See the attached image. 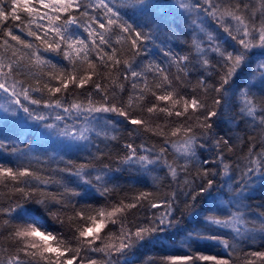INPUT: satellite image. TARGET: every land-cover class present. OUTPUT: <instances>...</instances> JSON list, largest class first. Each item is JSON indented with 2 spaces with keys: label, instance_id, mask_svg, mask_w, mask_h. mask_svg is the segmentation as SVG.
Returning a JSON list of instances; mask_svg holds the SVG:
<instances>
[{
  "label": "snow or ice",
  "instance_id": "snow-or-ice-1",
  "mask_svg": "<svg viewBox=\"0 0 264 264\" xmlns=\"http://www.w3.org/2000/svg\"><path fill=\"white\" fill-rule=\"evenodd\" d=\"M174 6L190 21L196 60L165 47L166 67L164 61L141 63L155 33L147 22H130L127 16L129 9L150 8L148 0H0V99L4 101L0 107L5 114L0 116V151L9 149L4 125L19 112L34 122L27 126L42 137L60 139L54 154L45 150L32 156L40 145L17 147L18 140L23 144L22 130L12 129L7 154H15V160L11 165L0 160V186H10L6 205L0 202V237L13 250L0 257V264H134L140 249L181 233H186L184 243L192 254L166 256L161 264H232L236 242L254 240L255 233L264 236V212H254L246 203L256 183L264 185V147L257 150L255 138L248 137L247 155L234 178L239 165L225 161L238 137L217 138L215 132L224 112L236 102L240 115L251 120L250 127L264 129V0H174ZM207 20L220 32L209 30ZM221 33L231 43L222 40ZM113 37L116 45H128L129 58H120L124 53L113 45ZM46 53L61 56L67 67L46 59ZM253 55L260 58L252 61ZM171 66L177 69L174 78L169 77ZM246 68L255 82L240 81ZM201 69L216 73L213 83H208L211 76L200 74ZM192 74L199 75L197 87L190 96L181 95L174 82L184 86ZM70 85L85 90L83 98L70 91ZM199 90L205 95H197ZM149 94L154 102L146 100ZM153 137L161 143H150ZM120 139L124 143L118 147L124 154L113 160L110 145ZM209 141L215 149L213 157H199ZM170 150L177 160L168 159ZM67 155L80 162L66 160ZM113 162L118 166L113 168ZM193 162L199 168L191 174L188 165ZM124 170L163 172L164 179L170 176L176 182L175 188L163 198L139 191L113 203L110 198L119 186L110 182ZM181 174L183 183L178 179ZM225 194L228 199L220 201L221 207L217 201ZM98 198L108 201L101 209L76 207L78 199ZM27 204L40 206L60 223V210H74L88 224L76 229L79 246L72 248L71 241L48 231L42 219L25 208ZM133 210L145 215L130 221ZM91 211L96 215L85 214ZM252 216L259 219L258 226L249 219ZM108 222L118 226V232L105 242L100 233ZM194 222L203 227L189 229ZM202 241L223 248L225 255L193 251L190 245ZM245 255L246 264L264 262V251Z\"/></svg>",
  "mask_w": 264,
  "mask_h": 264
},
{
  "label": "trees",
  "instance_id": "trees-1",
  "mask_svg": "<svg viewBox=\"0 0 264 264\" xmlns=\"http://www.w3.org/2000/svg\"><path fill=\"white\" fill-rule=\"evenodd\" d=\"M148 3L151 5L150 8L145 9L143 11L136 9H129L127 11V16L130 17V22H135L137 24H143L147 22L152 26V30L155 33L153 39L149 41L146 45L147 51L149 55L141 61L142 64H147L149 60L151 61H164L165 66L167 67V61L162 55V49L167 47L171 48L173 51L180 53L181 55L191 54L193 60H196V53L192 46V32L190 29V21L186 17V14L180 10L179 8L174 6V0H148ZM258 7V5H257ZM205 26L212 30L215 28L217 32H220V29L216 28L211 20L205 21ZM147 30V29H146ZM19 34V33H18ZM221 39L228 41L231 43L230 39L221 33ZM113 45L117 48L121 49L124 55H121V59L129 58L128 53V45H116L115 37H113ZM109 51L108 49H105ZM46 59H51L53 63L62 64L67 67V62L62 60V57L57 55L56 53H46ZM260 57L253 55L252 61L259 59ZM251 67H254V64H250ZM49 69L44 68V71L47 72ZM176 67L171 66L168 67V73L170 78H174L176 74ZM200 74L205 75L207 79L208 76H211L212 79L208 80V83L211 84L216 79V73L209 71L208 73H204L203 70H199ZM25 77H21L24 79ZM248 79L249 83L255 82L248 76V69L246 68L243 73H241L239 79L243 81ZM31 82V77H28ZM151 80L152 78L149 77ZM199 79V75L192 74L190 75L186 81L184 86L177 85L174 82V86L179 88L181 95L192 94V89L197 87V81ZM128 91H131V86L128 85ZM171 90V89H169ZM70 91L75 92L76 95L83 98V92L85 90L72 89L70 85ZM252 91L256 92L257 89H253ZM160 94V93H158ZM199 96H204L205 93L202 90L196 92ZM126 96V94H125ZM98 99V97H97ZM146 100L150 102H154V97H151L149 94L146 96ZM210 102V100H209ZM4 101L0 99V105H3ZM149 106V105H146ZM5 115L3 112V108L0 107V116ZM34 122H30L26 120L23 112L17 113V115L11 118L6 125H4V136L10 137L6 143L9 144V149L5 151H0V160H3L5 163L11 165V162L15 160V154L8 155L11 149V138H14V134L12 129L15 127L17 129H21L22 133L20 135V140H23V144L16 142V146L23 148L24 145L31 144L34 148L37 145H40V148L37 152L31 153L32 156L41 155L42 153L47 151L48 155L54 154L60 148V139L55 137L54 135L42 137L40 133L34 128H29L27 125L32 124ZM159 123H163V120H160ZM251 120L245 119L240 115V106L239 103L231 104L227 110L224 112L222 122L219 123L215 127V132L217 138L221 136L232 135L234 137H238L235 140V149L231 153H227L229 157L226 160V163H229L233 166L239 165V167L235 168L234 178L238 177L240 171L242 169V161L246 157L248 148L250 146L248 137H254L253 143L256 145V149L259 150L261 147H264V129L260 127L252 128L250 127ZM121 128H124V125H121ZM44 132H48L49 130H42ZM124 138H127L126 130L123 133ZM150 143H156L159 145L161 143L160 138H151ZM124 143V139H120L119 141H113L110 145L111 155L113 160H115L117 154L123 155L124 153L121 151V148L118 145H122ZM136 143H140L139 140ZM103 147V145H101ZM106 152L109 149H105ZM215 149L212 145V142L209 141L208 148L201 152H198L199 157H213ZM60 155H64V152L61 151ZM66 160H73L74 163H79L75 156L67 155L65 156ZM168 159L170 161L177 160V156L174 152L170 150ZM104 163H108L109 161L105 159ZM180 165L184 164L182 159L178 160ZM52 167H56L55 164L51 165ZM118 165L113 162L112 167L115 168ZM59 167H65L64 164H60ZM189 172L194 174L199 168V164L193 162L188 165ZM47 175V173H45ZM153 177H158L159 179H154ZM59 178V177H57ZM188 179H191L192 176L188 175ZM179 181L183 183L185 179V175L181 174L178 177ZM226 179V178H222ZM231 181H229V184ZM176 182L169 176L167 179H164V173L160 171L152 172L149 174H141L134 170H124L119 173H116L114 179L110 182V186L118 185L119 187L112 193L110 198L111 202H115L119 198H123L124 196H134L139 191H149L154 193L155 195L163 198L166 194H169L175 188ZM75 187V184H72ZM10 190V186L5 188L0 186V202L7 203L8 197L6 193ZM52 191H56L55 188L51 189ZM227 192V189H225ZM228 196L222 195L220 196L217 204L223 207V204L220 201H226ZM108 203L103 198L98 199H78L76 203L77 209L81 207L91 206L92 209H101ZM246 203L251 206L254 212H264V185H261L259 182L256 183L254 189H252L249 193L248 198L246 199ZM25 208L31 212L32 215L38 216L42 219L47 226L48 231L53 232V234H59L65 241H71V247L76 248L79 246L78 242L74 239V236L78 233L76 232L77 227H87L82 219L76 217L75 211L69 208L68 210H60V216L63 220V223H60L56 220H53L52 217L46 213L43 208L35 204H27ZM51 211H57L56 208H52ZM86 215H96L95 211L86 212ZM145 215L143 210H133V212L128 216V220H133L134 217H142ZM97 219L99 217L97 216ZM249 219L256 221L258 226L259 219L256 216L249 217ZM203 227L197 222L189 225V229L191 227ZM43 230V229H42ZM118 232V226L112 225L110 222L106 224V226L101 230L100 235L104 238L105 242H110L112 240V233ZM186 233H181L173 239H165L162 244L155 243L152 245H148L145 248L140 249L137 253V259L134 260V264H161V261L166 256H184L192 254L187 250L189 247L184 243V236ZM4 236H7V232L4 233ZM255 239H249L242 243L236 242L237 251L233 253L232 256V264H246L247 259L246 253L253 251H264V236L260 233L254 234ZM100 244V241H97V245ZM190 247L193 251H200L207 255H225L223 248L214 245L212 242H200L198 244H192ZM7 250V251H5ZM13 250V245L9 241H5L3 237H0V257L6 258L8 254ZM83 254V253H82ZM75 264V262H74ZM257 264H264V262L257 259Z\"/></svg>",
  "mask_w": 264,
  "mask_h": 264
}]
</instances>
